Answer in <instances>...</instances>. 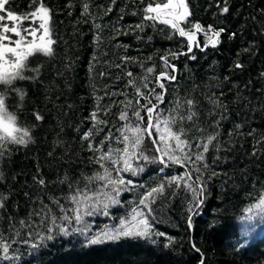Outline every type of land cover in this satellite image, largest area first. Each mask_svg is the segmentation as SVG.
<instances>
[{"label":"trees","instance_id":"1","mask_svg":"<svg viewBox=\"0 0 264 264\" xmlns=\"http://www.w3.org/2000/svg\"><path fill=\"white\" fill-rule=\"evenodd\" d=\"M39 2L9 0L0 15L11 10L27 16ZM160 2L42 0L50 10L53 54L33 53L19 75L0 80L4 112L14 117L15 129L11 136L0 130V264H201L202 258L204 264H264V214L247 211L264 199V0H188L190 18L181 27L195 31L198 23L208 32L195 39L191 51L177 29L145 18L155 15L147 6ZM3 23L23 34L30 20ZM209 26L213 32L223 29L217 46L208 41ZM161 73L175 76L160 79L163 89L157 82ZM136 128L141 132H133ZM180 129L191 159L165 166L154 159L160 153L153 140L164 134L175 150L168 133ZM25 130L27 143H17ZM122 131L130 151L142 133L136 155L149 159L133 157L136 173H119L125 181L119 203L106 213L98 206L79 225L73 220L64 234L58 226L67 225L65 214H73L72 196L98 194L103 200V193L111 192L96 176L107 169L116 178L123 160L97 161L110 150L115 158L125 147ZM88 132L92 135L84 139ZM210 136L215 139L203 153ZM200 153L204 159L196 160ZM172 177L183 179L169 183ZM160 184L163 193L154 194L150 214L145 210L150 238L89 242L120 229L122 220L131 222L132 210L143 208L141 198ZM198 184L204 191L194 196ZM197 198L203 201L198 208Z\"/></svg>","mask_w":264,"mask_h":264},{"label":"snow or ice","instance_id":"2","mask_svg":"<svg viewBox=\"0 0 264 264\" xmlns=\"http://www.w3.org/2000/svg\"><path fill=\"white\" fill-rule=\"evenodd\" d=\"M9 3V0H0V10L5 9V5ZM228 7L225 6L222 9V12L227 13ZM85 11H87V5H85ZM147 13H154L155 15H147L146 19H161V17H167L166 19H162L163 23L170 24L174 29H177V23L175 21L177 20H184L188 15H190L187 5L184 3V0H178V2H175V0H167V2H163L161 0L160 3H157L155 7L150 3L146 10ZM15 22L22 19H29L30 24L28 27H25L23 29V34L18 26L13 25L11 27L7 26L3 22L6 20ZM39 20V24H36V20ZM50 10L46 8L42 0L39 2L38 7L31 12L27 16H17L15 15L11 10L6 11L5 14L0 15V80H11L15 78V76L19 75L20 72L24 69L25 64L24 61L26 58L33 53H43L44 55L51 56L53 54V48L52 45L56 43L55 40L51 38V32L49 28V22H50ZM193 29L195 31H204L202 26L200 24H194ZM42 34L38 37L37 42V33L41 32ZM179 34L181 36H186L189 41V51L192 49V44L195 42V31H188L186 32L183 28H178ZM209 32H213L212 27L209 26L208 28ZM223 31V29H220L218 31L213 32L214 39L212 37H208V41L215 46L216 43L219 42L218 38L220 36V33ZM11 32L14 36L18 37V39H15L14 41L10 40V37H8L6 34ZM205 35L208 36V32H205ZM28 36H31L32 39L28 40ZM4 40H9L10 43H14L13 46H8L2 43ZM7 54H11L12 59H6ZM181 55L184 53H180ZM175 58V54H174ZM162 59L165 61L166 67L167 65V57H162ZM192 59H195L193 56ZM174 68V66H172ZM237 67H240V65H237ZM148 72H152L153 69L149 68L147 70ZM131 75V73H129ZM21 78H23L21 76ZM161 78H168L171 80L175 79V76L168 77L167 73H161L160 77L157 78V82L159 83ZM159 86L161 89L164 88L163 83H159ZM137 93L139 95H143L139 92V89H137ZM162 96H157V99L160 100ZM188 105H192L193 101L188 100ZM155 105H153V108ZM137 117H139V112L135 113ZM148 116H149V124L148 128L151 129V119H152V109H148ZM92 118L95 120L96 115L95 113L92 114ZM122 120L126 119V114H122L120 117ZM36 119L40 120L42 117L40 115H36ZM188 119H192V115L190 114L188 116ZM14 117H12L10 114H7L4 112L3 108V102L0 100V130H2L7 135L11 136L12 132L15 131L13 127ZM167 123V122H166ZM160 129L157 127V132H159ZM135 133H140L141 130L139 128H136L133 130ZM122 142L125 144V147L122 150H117L116 157H113V153L110 150L108 153H105L101 157H99L97 162H101L104 160H112L113 165H119L121 160H123V167H116L115 171L117 172V177L113 178L110 174V172L105 169V172L103 175H97L96 179L105 181V187L111 186V192H105L103 193L104 199L100 200L98 198V194H93V196H88L86 193H81L78 195H74L71 197L72 201L76 204V207L72 209V215L69 216L65 214L62 217L63 221L67 222V225L60 224L59 231L63 232L64 234H68V228L71 226L73 220L76 224L83 223V217L86 215H92L93 212L97 209L98 206L102 207L105 210L109 207L111 204H117L119 201L117 200V197L120 194L121 191V185H125V181L123 177L119 176V173L121 171H132L133 174L136 173L137 169H133L132 165L130 163L131 159L135 157L136 159L143 158L144 160H148L149 157L147 155H144L143 153H140L139 156L136 155V149L139 147L141 141H142V133L140 135H136L135 138L131 141V151L129 150V136L125 135L122 131ZM92 135L91 132L85 133L84 139H88ZM150 135V133H149ZM169 136L174 138L176 141L175 144V150H171L170 145L167 142V139L165 138L164 134H161L159 139L153 140V144L156 145V151L160 153L158 157H155L154 159H158L160 163L167 166L168 162H174V163H181L182 160H190L191 157L187 156V154L184 153V146L190 147L188 145L187 140H181L180 137L183 135V129H180L177 133H168ZM28 136V132L25 130L23 131L22 136L16 140L17 143L25 144L27 143V140L24 137ZM15 139V137H13ZM215 139V137L210 136L208 138V143L203 145V153H206L208 151V144L211 143V141ZM91 148V145H89ZM175 151H179L181 153V156L178 157L175 155ZM123 153L121 156L120 153ZM203 153L197 154L195 159L196 160H203L204 156ZM166 157V159H165ZM188 176V179H191V176L189 174H186ZM182 177H172L171 180H169V183L172 182H179ZM41 184L44 183L43 180L40 181ZM127 185H131L132 181L129 180L126 182ZM191 188V185H188ZM194 196L196 195L197 191L202 194L204 191V188L202 185L198 184L196 188H193ZM164 191V185L160 184L157 187L151 188L147 194L141 198L139 201V205H142L143 208L140 210H137L134 208L133 215L131 222H126L124 220L121 221V227L120 229H117L115 231H109L105 232L103 234H98L95 239L90 240V243H96L100 242L101 240H109V239H118L121 236H141V237H149L153 234L151 231V225L149 224L148 217L145 215V210L147 213H151L152 209L150 207V203L154 202L155 196L154 194L157 193H163ZM114 193L115 195H113ZM151 198V199H150ZM202 199L197 198V202L195 203L194 207L198 208L199 204L202 203ZM3 204L0 202V207H2ZM63 211V209H62ZM190 212L193 211V208L189 209ZM249 213H253L254 211L259 212L261 214H264V199H261L259 203L254 204L252 207H250L247 210ZM139 217V219H138ZM248 219H252V216H249ZM53 225H56V218H52ZM189 223H191V220L189 219ZM53 229L49 228L48 231L51 232ZM78 231H85L86 229H76ZM156 235L163 236L164 233H156ZM51 239V236L48 237ZM42 239V238H41ZM36 246V245H33ZM3 253L5 254L7 258L8 253V246L7 244L3 245L2 248ZM199 251V249H197ZM201 264H204L203 258L201 259Z\"/></svg>","mask_w":264,"mask_h":264},{"label":"water","instance_id":"3","mask_svg":"<svg viewBox=\"0 0 264 264\" xmlns=\"http://www.w3.org/2000/svg\"><path fill=\"white\" fill-rule=\"evenodd\" d=\"M167 1V0H166ZM175 2H178V0H175ZM184 3L187 5V0H184ZM188 9V8H187ZM189 11V10H188ZM190 13V12H189ZM167 17H161V19H157L158 21H160L161 23H163L162 22V19H166ZM190 18V15H188L187 17H186V19H184V20H177V21H175L176 23H177V29L178 28H182L181 26H182V24L185 22V21H187L188 19ZM164 24H167V23H164ZM167 25H169V26H171L170 24H167ZM172 27V26H171ZM179 32V31H178ZM201 34H205L203 31H195V37H196V39L199 37V35H201ZM209 35L211 36V37H213V39L215 38L214 36H213V33H209ZM181 37H183L184 39H186V40H188L187 39V37L186 36H181ZM218 40H219V38H218ZM212 44V43H211ZM213 45V44H212ZM218 45V43H216L215 44V46H217ZM195 48V42L192 44V50Z\"/></svg>","mask_w":264,"mask_h":264},{"label":"flooded vegetation","instance_id":"4","mask_svg":"<svg viewBox=\"0 0 264 264\" xmlns=\"http://www.w3.org/2000/svg\"><path fill=\"white\" fill-rule=\"evenodd\" d=\"M2 43L5 44V45H8V46H13V47L15 46L14 43H8L7 40H4ZM9 55L10 54H7V56H9ZM7 56H6V59H7Z\"/></svg>","mask_w":264,"mask_h":264},{"label":"clouds","instance_id":"5","mask_svg":"<svg viewBox=\"0 0 264 264\" xmlns=\"http://www.w3.org/2000/svg\"><path fill=\"white\" fill-rule=\"evenodd\" d=\"M4 99H5L4 97L0 96V100H2V101H3Z\"/></svg>","mask_w":264,"mask_h":264},{"label":"bare ground","instance_id":"6","mask_svg":"<svg viewBox=\"0 0 264 264\" xmlns=\"http://www.w3.org/2000/svg\"><path fill=\"white\" fill-rule=\"evenodd\" d=\"M188 1V0H187ZM188 3V2H187ZM198 39V38H197Z\"/></svg>","mask_w":264,"mask_h":264},{"label":"rangeland","instance_id":"7","mask_svg":"<svg viewBox=\"0 0 264 264\" xmlns=\"http://www.w3.org/2000/svg\"><path fill=\"white\" fill-rule=\"evenodd\" d=\"M37 42H39V41H37Z\"/></svg>","mask_w":264,"mask_h":264}]
</instances>
